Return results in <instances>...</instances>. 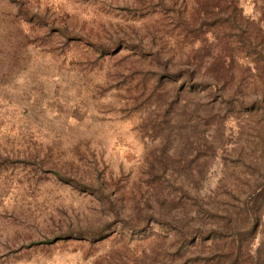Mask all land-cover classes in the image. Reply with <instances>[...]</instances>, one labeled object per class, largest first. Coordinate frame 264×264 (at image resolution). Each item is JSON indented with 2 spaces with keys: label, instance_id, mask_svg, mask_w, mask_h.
<instances>
[{
  "label": "rangeland",
  "instance_id": "374dc122",
  "mask_svg": "<svg viewBox=\"0 0 264 264\" xmlns=\"http://www.w3.org/2000/svg\"><path fill=\"white\" fill-rule=\"evenodd\" d=\"M238 3L264 15V0ZM209 5L0 0V264H196L181 227L264 207V85L250 77L238 96L263 103L225 109L220 125L210 112L219 101L207 105L196 87L190 163L161 167V186L148 185L160 143L144 128L150 95L178 89L197 51L235 43L236 31H192ZM182 146L167 148L178 157Z\"/></svg>",
  "mask_w": 264,
  "mask_h": 264
},
{
  "label": "trees",
  "instance_id": "16d2710c",
  "mask_svg": "<svg viewBox=\"0 0 264 264\" xmlns=\"http://www.w3.org/2000/svg\"><path fill=\"white\" fill-rule=\"evenodd\" d=\"M208 1L211 2L210 10L207 8L203 19L195 21L192 31H203V28L206 31H224V39L229 36L228 31H236L235 45L231 43L233 41L225 40L211 48L197 51L188 64L183 65L180 74L184 79L178 89L173 88L161 94L154 91L150 95L155 107L144 120V128L160 142L154 153L147 158L150 179L148 185L152 187L161 186L164 178V175H159L161 167L175 161H182L184 165L190 163L188 155L195 144L194 125L191 126V123L194 122L195 115L199 114L204 99L196 94V87L201 85L202 91L211 98L207 105H216L219 101L221 106L210 110L214 120L219 119L218 125L224 122L225 109L242 110L263 103L255 100L246 105V101L239 98L238 91L244 89L247 77L254 80L255 87L262 89L264 85V15L258 20L246 17L238 0ZM218 11L219 14H216ZM221 13L224 15L220 17ZM240 54L249 61L237 62ZM204 61L205 69L201 76L199 69ZM165 70H169L168 65ZM258 80L260 86L257 84ZM170 99L173 102L170 103ZM234 103L237 104L236 107ZM176 104L178 107H174ZM206 118L209 122L208 115ZM182 141L184 146L179 148V156L176 157L177 149L170 153L167 147ZM208 150L216 151L215 144L210 145ZM204 174L203 172L199 177H204ZM180 182L184 184L185 181ZM252 205L232 207L233 210L225 212L215 224L208 225L198 219L181 227L178 230V236L184 242L181 245L187 244L194 248L192 253L197 255L194 259L196 264H264V239L258 241V246L254 249L259 228L263 225L264 207ZM187 218L188 213L179 221L187 222Z\"/></svg>",
  "mask_w": 264,
  "mask_h": 264
}]
</instances>
